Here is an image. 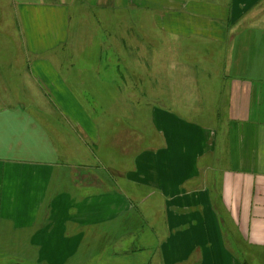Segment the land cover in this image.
I'll return each instance as SVG.
<instances>
[{
  "label": "crops",
  "instance_id": "0c3cea01",
  "mask_svg": "<svg viewBox=\"0 0 264 264\" xmlns=\"http://www.w3.org/2000/svg\"><path fill=\"white\" fill-rule=\"evenodd\" d=\"M19 6L36 59L30 94L0 95V264H264V0ZM82 8L96 42L72 32ZM151 28L162 103L149 145L122 152L112 119L149 102ZM68 45L82 62L62 61ZM103 143L130 159L117 176L78 155Z\"/></svg>",
  "mask_w": 264,
  "mask_h": 264
},
{
  "label": "rangeland",
  "instance_id": "374dc122",
  "mask_svg": "<svg viewBox=\"0 0 264 264\" xmlns=\"http://www.w3.org/2000/svg\"><path fill=\"white\" fill-rule=\"evenodd\" d=\"M19 1L20 0H0V95L30 94L28 89L29 83H27L28 86H24V78H26L25 70L28 68L30 63L35 61L34 59H36V57L34 55H31L28 51L27 38L25 37L23 28L25 27V31L29 28L27 24H23V22L21 21V6H19ZM143 14L152 16L149 12L143 13L141 9L136 10V8H132V10H130L123 8L121 18L123 20L126 19L129 22L130 17H140ZM96 17H98L96 8L93 10L82 8V11L80 10L79 13H75L72 17V20L76 18L74 24L72 25L73 34L74 32H76V35H78L79 33V36L82 35V39H88L87 42H96L95 36H97V33L95 29H92V27L95 28V26H97ZM128 22L126 21L127 24ZM94 24L95 26H93ZM150 25L151 24L149 23V27H151ZM76 29L77 31H75ZM149 30V79H147L149 81V102H139L135 105L134 103H132L131 105L133 107L137 105L139 110L135 113H132L133 115L130 118L125 117L123 114L120 119H112V124L122 129V132H120V136L122 139L121 146L123 148L122 152H124V148H126L127 145L130 147V150H135L137 148L140 149L145 143H148L149 145V134L151 133L150 137L153 136V127L151 123L150 112L153 107L160 106L162 103L157 102L160 99V96H162L163 92L161 72L162 54H153L155 50L160 51L161 41L157 36L151 35L152 33H154L152 28ZM92 31H94L95 34L94 38H90V36L92 35ZM127 32L130 31L127 30ZM80 41L82 42L83 40ZM124 41L125 43L129 44L130 39L128 38L123 40V42ZM131 48H134V46H131ZM128 51L129 45L123 44V62H126L124 59L127 58ZM61 52V59L63 62H82L83 58L80 48L74 51V48L68 45L65 49L63 47V50ZM137 57L141 56L137 55ZM155 66L158 70L155 69ZM44 89L46 90V88ZM130 89L132 88H123V91L127 92V90L129 91ZM137 90V94L140 97H144V83L142 87H137ZM145 105H147L146 110L140 111ZM43 122L47 124L48 127H50L47 120H43ZM108 129L109 128L106 127V130ZM142 133H144V136H147L148 141L141 139ZM108 149L109 148L107 144L103 143L102 147L100 146L98 150L97 147H94L91 151L92 153L88 156L84 152H78V148L72 150L71 153L72 155L75 154L76 156L78 152V155L83 157V160L89 158L90 161L95 163L96 166H98L100 164V161H102L105 169L113 174L116 173L117 176L119 174H117L116 170H120L122 168V165L124 163H128L130 159H127L125 154L120 150L113 151L112 148H110V150ZM95 154H98L99 157H97ZM90 175L92 176V173H90ZM86 177L87 176H85L84 178ZM90 181L91 185L93 184L92 188H96V186H94L96 184L93 181L92 177H90Z\"/></svg>",
  "mask_w": 264,
  "mask_h": 264
}]
</instances>
